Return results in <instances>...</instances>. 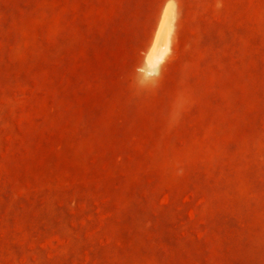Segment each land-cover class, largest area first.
<instances>
[{"label":"rangeland","instance_id":"374dc122","mask_svg":"<svg viewBox=\"0 0 264 264\" xmlns=\"http://www.w3.org/2000/svg\"><path fill=\"white\" fill-rule=\"evenodd\" d=\"M0 264H264V0H0Z\"/></svg>","mask_w":264,"mask_h":264}]
</instances>
